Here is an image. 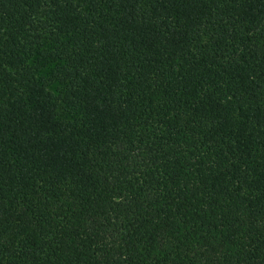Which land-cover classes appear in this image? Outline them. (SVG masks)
Returning <instances> with one entry per match:
<instances>
[{
    "label": "trees",
    "instance_id": "16d2710c",
    "mask_svg": "<svg viewBox=\"0 0 264 264\" xmlns=\"http://www.w3.org/2000/svg\"><path fill=\"white\" fill-rule=\"evenodd\" d=\"M0 264H264V0H0Z\"/></svg>",
    "mask_w": 264,
    "mask_h": 264
},
{
    "label": "rangeland",
    "instance_id": "374dc122",
    "mask_svg": "<svg viewBox=\"0 0 264 264\" xmlns=\"http://www.w3.org/2000/svg\"><path fill=\"white\" fill-rule=\"evenodd\" d=\"M42 73V75L44 76V77H46L47 76V73H48V66L41 72ZM55 86H51L50 87V90H52V91H55Z\"/></svg>",
    "mask_w": 264,
    "mask_h": 264
}]
</instances>
